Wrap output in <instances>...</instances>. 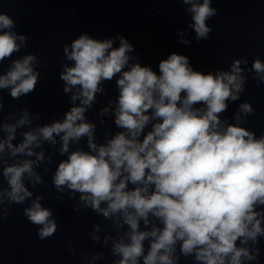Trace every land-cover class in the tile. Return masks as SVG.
I'll return each mask as SVG.
<instances>
[{"label":"clouds","instance_id":"9594fccd","mask_svg":"<svg viewBox=\"0 0 264 264\" xmlns=\"http://www.w3.org/2000/svg\"><path fill=\"white\" fill-rule=\"evenodd\" d=\"M179 2L188 6L184 11L195 39L208 40L212 29L206 21L217 15L213 0ZM15 28L13 18L0 11V65L27 47L28 36ZM178 35L181 44L190 45L183 31ZM133 52L124 36L97 39L82 33L63 46L64 60L71 62L59 73L71 103L63 118L33 126L42 117L27 107L18 116L0 118V221L11 215L6 204L30 201L23 214L37 226L38 238L56 233L53 210L28 186L47 184L37 170L44 164L47 172L53 162L55 153L45 154L47 143L66 155L51 177L57 199L63 202L67 193L74 210L91 209L110 222L114 235L102 238L99 223L89 235L110 244L113 264H179L181 257L193 264L258 261L264 237V134L243 126L255 111L248 101L237 106L234 122L222 116L245 91L246 72L257 85L264 82V61L257 57L246 69L248 60L241 57L229 70L205 73L173 52L159 61L157 72ZM39 63L32 53L12 59L0 71V90L13 99L33 93ZM114 79L118 96L98 115L114 117L118 131L106 130L104 142H98L97 125L86 112L97 94L107 96L103 85ZM3 109L0 93V114ZM84 138L87 150L79 146ZM103 258V252L91 255L92 262ZM82 259L87 262L88 256Z\"/></svg>","mask_w":264,"mask_h":264}]
</instances>
